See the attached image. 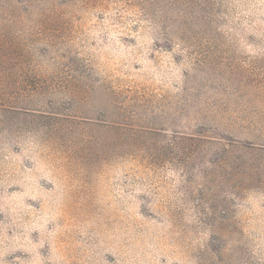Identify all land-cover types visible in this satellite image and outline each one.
Instances as JSON below:
<instances>
[{"label":"rangeland","instance_id":"374dc122","mask_svg":"<svg viewBox=\"0 0 264 264\" xmlns=\"http://www.w3.org/2000/svg\"><path fill=\"white\" fill-rule=\"evenodd\" d=\"M0 264H264V0H0Z\"/></svg>","mask_w":264,"mask_h":264}]
</instances>
